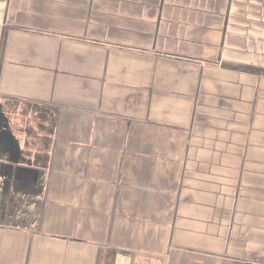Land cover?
I'll return each mask as SVG.
<instances>
[{"label": "crops", "instance_id": "1", "mask_svg": "<svg viewBox=\"0 0 264 264\" xmlns=\"http://www.w3.org/2000/svg\"><path fill=\"white\" fill-rule=\"evenodd\" d=\"M0 264H264V0H0Z\"/></svg>", "mask_w": 264, "mask_h": 264}]
</instances>
